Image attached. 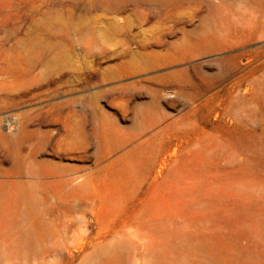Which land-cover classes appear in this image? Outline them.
I'll return each mask as SVG.
<instances>
[{
    "label": "rangeland",
    "instance_id": "obj_1",
    "mask_svg": "<svg viewBox=\"0 0 264 264\" xmlns=\"http://www.w3.org/2000/svg\"><path fill=\"white\" fill-rule=\"evenodd\" d=\"M0 264H264V0H0Z\"/></svg>",
    "mask_w": 264,
    "mask_h": 264
}]
</instances>
